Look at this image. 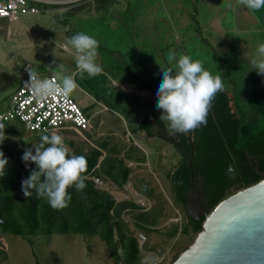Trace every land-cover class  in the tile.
<instances>
[{
	"label": "trees",
	"instance_id": "16d2710c",
	"mask_svg": "<svg viewBox=\"0 0 264 264\" xmlns=\"http://www.w3.org/2000/svg\"><path fill=\"white\" fill-rule=\"evenodd\" d=\"M56 1L69 2L33 4L40 12L65 9L63 13L57 12V19L63 23L84 11L97 17L114 15L125 22L121 15L127 13L135 0ZM215 48L218 52L215 51L214 65L227 70L230 75L224 77V90L217 93L206 126L189 133H173L167 122L160 121V113L149 108L146 101L131 96L142 112L137 118L135 134L143 132L146 138L161 139L181 154V160L167 171V179L171 183L173 201L184 215L182 222L165 229L160 227L168 217L165 193L152 174L139 175L134 171L135 166L147 163L145 151L134 141L123 140L125 134L123 139L113 132L96 136L97 125L92 115L85 113L91 118V126L83 136L78 135L80 141L63 138L72 153L87 159L86 188L82 191H76L74 186L69 188L72 199L63 209H53L35 191L27 198L21 191V181L29 176V168H35L34 164L25 167L21 159L24 149L39 145L41 136L46 134L29 131L18 121L3 124L8 138L0 151L9 163L6 175L0 177V240L4 234L26 238L64 233L98 236L113 260L121 264H145L149 255L141 250L130 223L124 219L129 216L135 229L149 241L161 239L146 246L157 255L162 256L163 247L170 240L177 242L178 235L186 236L190 242L177 250L172 264L194 241L202 230L206 215L220 201L264 179V76L258 75L249 63L252 55L246 41H234L229 51H224L223 45ZM232 71L243 77L240 83L230 77ZM144 84L139 86L140 91H145L143 87L158 88L153 80ZM159 163L161 160L156 162ZM134 175V187L137 194L148 201L147 208L131 198L117 199L92 180V177H99L103 183L112 181L118 189L125 190ZM192 194L202 212L191 210L195 203ZM150 201L154 204L149 205Z\"/></svg>",
	"mask_w": 264,
	"mask_h": 264
},
{
	"label": "rangeland",
	"instance_id": "374dc122",
	"mask_svg": "<svg viewBox=\"0 0 264 264\" xmlns=\"http://www.w3.org/2000/svg\"><path fill=\"white\" fill-rule=\"evenodd\" d=\"M133 4L124 16L121 15L125 22L114 15L97 17L84 11L63 23L57 19V12L63 13L65 9L57 11L53 8L20 15L13 21L4 18L0 22V112L7 110L21 85L26 64L34 65L43 77L52 75V70L63 64L67 70L65 74L72 75L78 84L71 96L84 113L92 115L97 125L95 135L103 137L113 132L123 139L125 134L123 140L134 141L145 151L147 163L135 166L134 171L139 175L152 174L165 193L168 217L160 225L165 229L184 220L173 201L171 183L167 179V171L181 160V154L161 139L146 138L143 132L135 134L137 118L142 112L131 96L146 101L149 108L157 111V87H143L145 91H140L139 86L152 80L159 86L161 68L169 67L167 54L170 50H175L177 59L179 54H185L193 60L203 61L205 70L213 75L222 74L224 82V77L229 78L230 74L214 65L215 46L223 45L224 51H229L234 41H246L250 54L255 55L258 45L264 43V8L251 10L240 5L238 0H135ZM80 32L99 41L97 63L103 70L96 76L87 73L81 76L74 50L64 47L70 37ZM231 75L237 83L243 80L237 71H232ZM70 138L76 142L81 139L76 134H71ZM159 160L161 163L156 164ZM134 179L135 175L125 190L118 189L112 181L102 183V187L117 199L131 198L147 208L145 198L136 192ZM192 196L195 203L191 210L202 212L195 195ZM153 204V201L149 202V205ZM124 219L130 223L135 236L141 232L135 229L129 216ZM160 240L147 239L142 246L141 250L149 255L145 264H170L177 250L190 242L185 235H178L177 242L170 240L164 245L161 256L146 247ZM0 264L121 263L111 258L98 236L64 233L30 238L4 234L0 240Z\"/></svg>",
	"mask_w": 264,
	"mask_h": 264
},
{
	"label": "clouds",
	"instance_id": "9594fccd",
	"mask_svg": "<svg viewBox=\"0 0 264 264\" xmlns=\"http://www.w3.org/2000/svg\"><path fill=\"white\" fill-rule=\"evenodd\" d=\"M240 5L251 10L264 8V0H238ZM65 49L75 52L76 67L81 76H96L102 72L97 63L99 41L83 32L70 37ZM175 50L167 54L169 67L161 68L162 79L156 91V109L160 121H165L173 133H189L207 125V118L213 107L217 93L224 90L221 75H213L205 70L203 61L193 60ZM55 64V60L52 62ZM249 63L258 75L264 76V43L258 45L256 54L249 57ZM51 68V67H49ZM175 69V71H174ZM63 64L52 70L51 77L41 78L36 70L28 71L29 81L25 87L38 101L49 98H68L78 88L74 77L67 75ZM8 137L5 126L0 123V145ZM47 145V146H46ZM22 161L29 168V176L21 181V191L25 198L33 191L45 198L53 209H63L71 202L69 188L76 191L86 188L87 159L71 152L64 138L57 134L42 135L41 143L24 149ZM9 161L0 151V177L6 175Z\"/></svg>",
	"mask_w": 264,
	"mask_h": 264
},
{
	"label": "water",
	"instance_id": "95a60500",
	"mask_svg": "<svg viewBox=\"0 0 264 264\" xmlns=\"http://www.w3.org/2000/svg\"><path fill=\"white\" fill-rule=\"evenodd\" d=\"M172 264H264V179L220 201Z\"/></svg>",
	"mask_w": 264,
	"mask_h": 264
},
{
	"label": "built area",
	"instance_id": "2783aa9c",
	"mask_svg": "<svg viewBox=\"0 0 264 264\" xmlns=\"http://www.w3.org/2000/svg\"><path fill=\"white\" fill-rule=\"evenodd\" d=\"M64 4L69 1L56 0H0V19L16 20L20 15L35 14L40 10L33 3ZM35 70L34 65L26 64L23 68V81L13 94L7 110L0 112V123L20 122L27 130L40 134L57 133L69 138L71 134L83 136L90 129L91 118L80 104L72 97L49 98L45 101L35 99L25 83L29 81L28 71ZM52 75L45 76L51 77ZM41 76V78H45ZM1 146V145H0ZM97 186H102L99 177H92ZM148 203L147 200L144 202ZM143 202V203H144ZM140 248L146 244L144 234L137 233Z\"/></svg>",
	"mask_w": 264,
	"mask_h": 264
}]
</instances>
